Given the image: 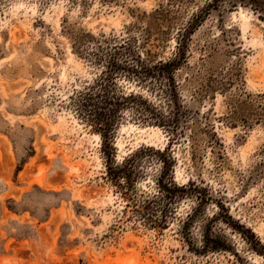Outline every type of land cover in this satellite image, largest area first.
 <instances>
[{
  "label": "rangeland",
  "instance_id": "obj_1",
  "mask_svg": "<svg viewBox=\"0 0 264 264\" xmlns=\"http://www.w3.org/2000/svg\"><path fill=\"white\" fill-rule=\"evenodd\" d=\"M97 80L111 129L84 106ZM262 245L264 0H0V264Z\"/></svg>",
  "mask_w": 264,
  "mask_h": 264
},
{
  "label": "trees",
  "instance_id": "obj_2",
  "mask_svg": "<svg viewBox=\"0 0 264 264\" xmlns=\"http://www.w3.org/2000/svg\"><path fill=\"white\" fill-rule=\"evenodd\" d=\"M141 60H139L140 62ZM160 65V69L164 68V67H172L174 66L173 62L171 61H168V62H160L159 63ZM116 66V63L113 61V60H110L109 63H108V68H111V70H117L118 67ZM131 69H129L130 71ZM113 75V74H112ZM112 78V76H111ZM101 81V80H100ZM99 80H97V84L101 86L102 88V91L100 93H95L93 91H91L92 89H88L87 92H85L83 95V100L85 101L84 102V106L85 107H89V106H95L94 107V121H95V125L96 126H107L108 129H111L112 128V123L114 122L112 120V117H107L108 116V113L105 111L104 109V103L107 102V98H109V91H108V88L106 87H102V84L100 83ZM100 83V84H99ZM99 99H101L102 101H104V103L100 102ZM130 99H136V96L134 95H130L126 98L127 101H130ZM146 102V101H145ZM101 105V106H100ZM109 119H111L110 121H107ZM100 127V128H101ZM130 161H132V157H130L128 160H125L123 162V165L124 164H128L130 163ZM253 238H255V236H253ZM256 241V240H255ZM262 249H258L256 250L257 253H259L260 255H263L264 256V245L261 246Z\"/></svg>",
  "mask_w": 264,
  "mask_h": 264
}]
</instances>
